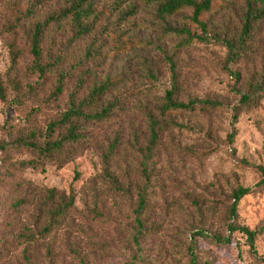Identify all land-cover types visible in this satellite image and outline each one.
<instances>
[{
	"label": "rangeland",
	"instance_id": "rangeland-1",
	"mask_svg": "<svg viewBox=\"0 0 264 264\" xmlns=\"http://www.w3.org/2000/svg\"><path fill=\"white\" fill-rule=\"evenodd\" d=\"M236 1L238 5L243 3ZM133 6L137 9L135 15H132ZM92 15L95 23L86 41L70 44L73 42L70 29L64 25L48 32L46 48L53 44L57 49L65 48L64 54L70 59L66 65L69 69L85 57L86 47L93 42L95 59L72 74L68 95L79 73L87 72L89 67L92 73L87 74V85L92 80L100 83L107 78L114 79L117 85L106 99L123 95L126 102L114 114L115 118L96 127L90 144L73 162L63 168L48 164L45 172L24 170L14 177V181L21 180L41 190L57 189L66 196L72 191L76 197L75 210L65 223L46 231L41 241L28 245L26 257L22 241L17 237L25 229H32L34 222H44V218L38 219L37 211L44 198H31L28 206L14 210L12 205L18 192L4 185L7 180L0 181V246L3 236L14 242L0 264H126L131 261L134 249L126 227L130 219L127 199L115 196L97 177L102 173L103 155L112 149L113 172L122 179L127 174L138 182L137 150L148 140L143 113L146 107H155L166 90L172 89L171 57L179 73L183 102L217 100L233 106L230 86L234 80L221 66L225 52L201 43L180 47L179 38L164 32L153 5L144 0H122L120 4L101 0ZM9 43L6 36L0 38L3 75L12 67ZM22 43L18 39L20 47ZM29 65L26 49L12 79L24 83L25 78L30 84L37 81V76L28 70ZM55 84V77L50 76L37 89L40 99L33 105L42 109L34 116V123L39 127L66 108L68 95L52 104L43 101ZM26 113L0 102V147L6 139L1 127L8 122L15 129L23 128ZM178 122L185 129L164 132L150 163L154 177L149 190V235L141 244L149 264H188L184 256L191 243L190 234L199 226L212 233H225L228 222L225 208L232 202V192L240 186L254 191L240 202L239 224L258 231L264 227V190L256 186V171L243 164L264 166V99L257 109L241 114L234 127L229 109L200 107L180 114ZM233 133L235 141L231 144L228 136ZM10 154L13 162L28 159L23 152ZM2 157L0 150V173H5L7 166H3ZM197 241L204 264H264L251 254L247 237L242 233L234 234L232 243L226 247ZM255 245L259 256L264 257V231Z\"/></svg>",
	"mask_w": 264,
	"mask_h": 264
},
{
	"label": "trees",
	"instance_id": "trees-1",
	"mask_svg": "<svg viewBox=\"0 0 264 264\" xmlns=\"http://www.w3.org/2000/svg\"><path fill=\"white\" fill-rule=\"evenodd\" d=\"M101 0H0V38H9V49L12 54V67L3 75L0 73V102L9 108L26 110L25 125L15 129L7 122L1 127L6 136L0 150L5 173H0V181L18 192L12 207L14 210L29 205L31 198H44L38 205V219L43 223L34 222L32 229H25L17 237L24 246V256L28 245L47 235L46 231L60 227L67 216L75 210L73 192L66 196L57 189L33 187L24 181H14V177L24 170L45 172L48 164L59 168L65 167L83 154L84 148L90 144L91 133L96 127L115 118L118 109L123 108L126 98L117 95L106 99L117 83L107 78L102 82L92 80L88 84L87 74L79 73L75 86L68 95L69 83L76 70H82L85 64L93 62L92 42L86 47L85 57L74 66L66 67L69 58L64 54L65 48L57 49L56 45L46 48V36L53 28L68 25L71 33L70 44H81L92 35L93 13ZM155 7L158 19L164 25L167 35L180 39V47L187 48L193 43L212 45L225 52L221 63L226 75L234 80L230 86L233 96V106L225 105L217 100L180 99L182 86L174 58H170L172 89L166 90L159 103L152 109L144 110V122L147 126L148 140L143 147L138 146L140 158L137 167L138 182L127 174L123 179L113 172L112 153L109 150L103 155L102 173L98 179L113 190L115 196L127 199L130 219L126 227L130 233L134 253L131 261L126 264H149L142 250V240L149 235V190L154 177V169L150 163L154 151L160 146L162 134L170 130L185 128L179 124L180 114L194 111L197 108L206 110L229 109L231 124L234 127L243 113H249L259 107L264 99V0H242L238 5L236 0H144ZM120 4L122 0H114ZM58 7L57 9L55 7ZM55 9H54V8ZM53 8V9H51ZM53 10V11H52ZM132 15L137 9L133 6ZM18 39L23 42L18 45ZM30 56L28 70L37 76V81L24 83L12 79L14 70L22 60L25 50ZM50 76L55 77L56 84L48 96L43 99L45 104H52L68 95L66 108L59 112L50 122L42 127L35 125L34 116L41 111L33 102L39 100L38 87ZM25 86V87H23ZM37 95V97H36ZM10 96L12 98H10ZM8 137V138H7ZM230 143L235 141V134L228 136ZM23 152L28 159L13 162L11 152ZM11 162V163H10ZM244 166L252 168L258 175L256 186L264 190V166L244 162ZM254 188L240 186L232 192L231 204H227L225 214L228 218L226 232L212 233L199 226L191 231V243L186 248L188 264H204L198 253V241H210L218 247H226L232 243L236 233L247 237L251 254L264 263V257L256 250V239L264 231L250 230L239 224V205ZM11 207V208H12ZM36 219V220H38ZM11 238L2 237L0 260L4 259L6 251L12 250ZM26 257V256H25ZM85 264L84 262H82Z\"/></svg>",
	"mask_w": 264,
	"mask_h": 264
}]
</instances>
